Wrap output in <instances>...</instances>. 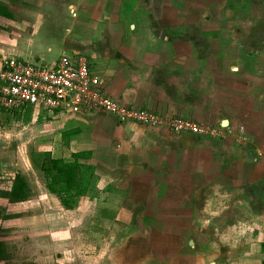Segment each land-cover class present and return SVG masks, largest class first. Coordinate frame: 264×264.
Wrapping results in <instances>:
<instances>
[{"label": "crops", "instance_id": "0c3cea01", "mask_svg": "<svg viewBox=\"0 0 264 264\" xmlns=\"http://www.w3.org/2000/svg\"><path fill=\"white\" fill-rule=\"evenodd\" d=\"M199 1L0 0V70L83 56L121 103L222 131L0 109L23 132L0 139V193L17 174L28 190L0 197V264H264V0ZM43 153L94 168L73 209L33 165Z\"/></svg>", "mask_w": 264, "mask_h": 264}, {"label": "built area", "instance_id": "2783aa9c", "mask_svg": "<svg viewBox=\"0 0 264 264\" xmlns=\"http://www.w3.org/2000/svg\"><path fill=\"white\" fill-rule=\"evenodd\" d=\"M0 109L15 113L28 107L49 115L104 113L118 123L166 130L172 134L215 136L221 130L190 119L132 107L111 96L104 79L83 56H62L51 63L6 58L0 70Z\"/></svg>", "mask_w": 264, "mask_h": 264}, {"label": "trees", "instance_id": "16d2710c", "mask_svg": "<svg viewBox=\"0 0 264 264\" xmlns=\"http://www.w3.org/2000/svg\"><path fill=\"white\" fill-rule=\"evenodd\" d=\"M8 15L7 10L0 6V17H7ZM80 157V154H74V161L66 163L62 160L52 159L47 153L38 154V156L31 154L33 165L48 179V190L61 198L66 210L73 209L77 199L87 194L93 177L94 168L79 164L78 159ZM27 191L26 189L25 192L24 178L17 174L12 191L8 194L0 193V197L9 199L11 203L22 202L27 198ZM1 218L5 217L0 214ZM1 246L0 243V250Z\"/></svg>", "mask_w": 264, "mask_h": 264}, {"label": "rangeland", "instance_id": "374dc122", "mask_svg": "<svg viewBox=\"0 0 264 264\" xmlns=\"http://www.w3.org/2000/svg\"><path fill=\"white\" fill-rule=\"evenodd\" d=\"M199 3H203L205 6H208L210 5V1L208 0H200ZM252 19L251 18H248L247 19V23H249V25L252 23ZM214 23H218L217 21H215ZM47 63H50V61H46ZM93 67V66H92ZM3 111V110H2ZM15 123L11 124V125H8L7 127H2L0 128V139H5L3 134L4 135H9V138L8 139H5L8 143L5 144V146L7 147L8 150H12V147L16 144L15 142L17 141L16 138H18V136H21V134H23V132L20 133V131L22 130V126L20 127V124L16 122V124L14 125ZM20 133V134H19ZM23 137V136H22ZM25 138V137H23ZM14 144V145H13ZM20 146V143L18 144ZM15 147V146H14ZM18 148V147H17ZM17 150V149H16ZM18 151V150H17ZM14 157L17 158V156L13 155ZM13 244L11 247L12 248H15L16 245L18 244H14V243H11ZM13 250V249H12ZM7 257H10V256H7ZM5 264H14V263H10V262H7Z\"/></svg>", "mask_w": 264, "mask_h": 264}]
</instances>
